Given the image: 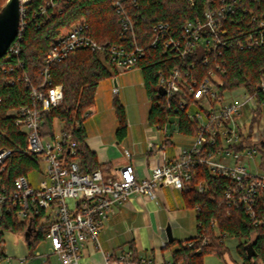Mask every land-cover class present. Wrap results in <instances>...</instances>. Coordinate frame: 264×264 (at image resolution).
<instances>
[{
    "label": "built area",
    "instance_id": "built-area-1",
    "mask_svg": "<svg viewBox=\"0 0 264 264\" xmlns=\"http://www.w3.org/2000/svg\"><path fill=\"white\" fill-rule=\"evenodd\" d=\"M23 3L18 10L17 34L1 60L20 51L25 27ZM113 5L120 13V34L129 36V46L100 45L87 32L86 23H73L46 53L40 83L30 88L31 104L9 111L25 135L24 152L34 155L37 166L41 159L46 167L44 177L36 186L31 185L27 175H19L11 191L0 192V216L3 208L13 210L17 220L27 222L33 231L35 218L47 223L43 240L49 243L48 251L32 252L28 256L30 261L39 260V264H82L86 243L99 246L97 233L114 204L125 203L132 193L153 199L156 189L164 185L182 190L192 180L198 166L228 180L227 199L241 204L254 225H260L264 219V124L260 114H256V109L261 110L264 104V73H260L254 91L238 87L237 97L229 95L232 89L219 87V75L225 70L221 46L232 36H228L225 24L238 12L240 3L236 1L208 0L201 16L183 23L178 37L169 32L167 22L159 20L152 25L149 46L176 51L181 58L190 56V61L185 66H174L167 73H158L156 103L168 114L162 124L155 125L161 137L153 148L151 146L155 157L149 176L139 178L131 162L120 166L117 174L109 178L102 177L99 169L81 171L77 142L73 138L78 123L72 129L60 127L53 135L42 132L41 113L57 107L63 97L62 86L51 82L49 65L53 62L62 60L76 48H89L108 53L116 68L124 71L139 68L136 62L144 56L145 50L135 42L133 24L121 0L114 1ZM247 12L251 18L247 26L253 28L245 32L237 27L238 33L233 37L241 49L264 43V20L255 26L256 15L251 9ZM196 61L207 66L204 72L197 69ZM112 92H119L117 86ZM182 119L186 121L183 130ZM173 134L189 136V140L174 147L169 156L166 145L172 142ZM9 154L8 149H0V171ZM194 187L203 192L208 186L201 180ZM131 256L129 248L117 256L111 252L102 255L104 264H137L130 260Z\"/></svg>",
    "mask_w": 264,
    "mask_h": 264
},
{
    "label": "trees",
    "instance_id": "trees-1",
    "mask_svg": "<svg viewBox=\"0 0 264 264\" xmlns=\"http://www.w3.org/2000/svg\"><path fill=\"white\" fill-rule=\"evenodd\" d=\"M114 1L28 0L23 3L25 27L20 39V51L17 55L10 54L5 60L0 59V149L6 148L10 152L4 160V169L0 171V192L11 191L17 176L27 175L37 167L34 155L24 152L25 135L9 111L31 104L30 88L40 83L44 57L55 39L73 23L80 21L87 24V32L98 44L129 46V36L120 34L122 22L120 13L113 5ZM207 1L192 0L190 4V0H121L132 21L135 42L145 50L144 56L136 63L142 72L145 94L150 103V125L162 124L168 114L156 103L159 71L167 73L174 66H185L190 61V56L181 58L176 51L149 46L152 25L159 20L167 22L169 32L173 37H178L183 23L187 19L195 21L201 16ZM233 1L240 3V6L238 12L229 17L225 24L228 36L232 35V38H228L229 42L221 46L225 70L219 75V87H244L252 92L256 89L260 73H264V43L251 49H241L236 46L233 37L238 33L237 27L245 32L253 28L247 26L251 20L247 9L256 15L255 26L258 21L264 20V0H259V3L255 0H228ZM4 2L0 0V7ZM98 53L89 48H76L62 60L49 65L51 82L62 86L63 97L57 107L41 113V130L44 134H54L56 121L61 123L62 129H72L76 123L79 124L73 138L77 142V156L83 172L102 167V164L97 163L95 153L84 142L86 135L82 126L83 114L94 102L98 83L110 77L108 68L97 57ZM102 53L116 74V66L110 55L105 51ZM195 66L203 72L207 68L201 61H196ZM258 95L261 100V94ZM113 107L118 122L115 135L117 140H121L127 129L124 106L115 97ZM256 114H260L259 107ZM185 124L186 121L182 119V130L186 129ZM189 131H192L191 128ZM193 173L192 180L184 185L181 192L186 205L195 211L196 233L184 240L170 239L162 244V248L171 250V260L167 264H203V256L208 253L223 257L227 251L224 243L227 235L238 238L237 251L242 264H264V219L260 225H254L241 204L227 199L225 185L228 180L224 176L212 175L207 168L199 166ZM201 180L206 181L208 186L203 192L194 187ZM33 222L34 231L28 243L29 248H34L47 231L46 222L40 223L37 218ZM27 225V222L17 220L13 210L3 208L0 216V247L4 231L22 232ZM188 242L191 244L188 245ZM129 249L132 253L130 260L146 264L140 261L133 246L130 245ZM4 257L0 251V262Z\"/></svg>",
    "mask_w": 264,
    "mask_h": 264
},
{
    "label": "crops",
    "instance_id": "crops-1",
    "mask_svg": "<svg viewBox=\"0 0 264 264\" xmlns=\"http://www.w3.org/2000/svg\"><path fill=\"white\" fill-rule=\"evenodd\" d=\"M126 71H130V74L133 75L132 85L133 88L137 87L135 91L140 112L136 114L131 109L128 101H123L127 120L125 137L121 140L116 139L115 132L118 122L115 114H113L112 119L110 118L111 116L109 117L110 122L107 125L109 130L106 131V134L99 133L90 136L87 134L84 122H82L86 135L84 142L95 153L97 163L102 164L99 170L104 178L114 177L119 167L127 162L133 164L139 178L149 176L155 157L152 153V148L161 137L160 132L157 135L153 131V127L156 129L155 125L148 123L150 103L145 94L141 70L134 68ZM135 71H139L141 76L135 78ZM117 85L116 80V85L113 84V87ZM139 85L142 87V92L139 91ZM122 87H128V85L122 84ZM113 96V99L117 97L116 94ZM142 96L146 98L147 102L145 104L148 103V108L141 112L142 104L144 103L141 100ZM95 112L96 108L92 104L84 116L89 117ZM137 128H144L145 132L144 136H139L135 140V144H138L139 148L136 145V149L133 151L126 148L121 150L120 146L123 143L130 144L129 138L131 140L134 139L133 135L135 136L138 131ZM142 144H144V147ZM169 145L166 146L171 148ZM173 151L174 149L172 153ZM186 209L188 210V207L183 199L181 189L179 190L171 186L164 185L158 187L153 199L137 193L130 194L125 203H116L112 206L108 217L97 233L99 246L96 247L94 243L89 241L86 243L84 247V262L86 264H104L102 257L104 252H111L117 256L131 245L136 249L141 261L144 260L143 262H146V264H162L164 257L162 244L170 239H174L172 234V232L174 233L173 227ZM192 210L194 211V209Z\"/></svg>",
    "mask_w": 264,
    "mask_h": 264
},
{
    "label": "rangeland",
    "instance_id": "rangeland-1",
    "mask_svg": "<svg viewBox=\"0 0 264 264\" xmlns=\"http://www.w3.org/2000/svg\"><path fill=\"white\" fill-rule=\"evenodd\" d=\"M24 1V0H23ZM140 75L139 71H135V78H138ZM116 80H117V93L112 92L113 83L112 78H103L95 91L94 95V102L93 105L96 108V112L89 117H85L83 114V122L84 126L86 128L87 134L90 136L96 135V134H106L109 129L107 128L108 123L110 122V118H113L114 107H113V95H117L121 103L123 104L124 100H127L131 109L138 114L140 112L139 102L137 101L136 96V88H133V75L130 74V71H124L121 68H116V74H115ZM122 84H127L128 87H122ZM139 91L142 92V87L139 85ZM126 90V92H125ZM240 92V89H233L229 93L231 97H237L238 93ZM126 94V96H124ZM127 97V98H125ZM142 101L144 103L142 104V109L146 110L147 102L146 98L142 96ZM149 106V105H148ZM111 116V117H110ZM260 116L262 118L263 124H264V104L261 106L260 110ZM110 117V118H109ZM175 118H171V121H174ZM61 123L58 121L55 123V131L58 132L60 129ZM170 127H174V125H170ZM137 132L135 136L133 135V140L129 138V143L126 142L123 143L122 146H120V149H128L130 151H133L139 146L138 144H135L136 138L139 136H144V128H137ZM153 131L158 135L159 131L153 127ZM151 137V136H150ZM184 137V138H183ZM142 139V138H141ZM140 139V140H141ZM191 139V138H190ZM189 140V136H180L177 134H173L171 139V148H166V153L170 155L172 153V150L174 147H178V145H184L185 142ZM144 147V144H142ZM139 148V147H138ZM38 165L34 171L27 174V177L31 185L36 186L38 182L44 177L45 174V167L46 164L41 159L38 161ZM188 210L186 209L181 216L179 217L178 221H176V224L173 227L174 233L173 237L175 240H184L189 238L190 236H194L196 232V215L195 211L192 210L189 206ZM32 232L33 227L27 225L24 231L22 232H12V231H4L3 232V242L0 247V251H2L5 255V257L1 260L0 264H39V260H32L28 259L29 253L31 252H39L41 254H44L48 251L49 243L43 239H39L36 243V245L31 248L28 247V243L32 239ZM225 246L227 247L226 253L222 256L216 254V253H208L203 256V264H242V258L239 255L237 251V245L239 243L238 238L235 236L227 235L224 240ZM173 248V247H172ZM171 248V249H172ZM163 251V260L162 264H167L171 260V250L170 249H162ZM84 255V254H83ZM143 255V254H141ZM26 259V260H23ZM53 262H55V259H51ZM82 264H86L84 262V258L82 260Z\"/></svg>",
    "mask_w": 264,
    "mask_h": 264
},
{
    "label": "water",
    "instance_id": "water-1",
    "mask_svg": "<svg viewBox=\"0 0 264 264\" xmlns=\"http://www.w3.org/2000/svg\"><path fill=\"white\" fill-rule=\"evenodd\" d=\"M23 0H5L0 7V58L6 54L10 43L14 40L18 25L19 11ZM97 57L105 64L110 72L113 84L116 85V77L110 64L105 61L104 54L99 52Z\"/></svg>",
    "mask_w": 264,
    "mask_h": 264
}]
</instances>
